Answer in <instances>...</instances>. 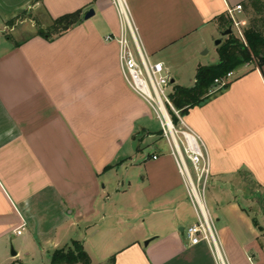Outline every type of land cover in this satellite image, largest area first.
<instances>
[{"label":"crops","instance_id":"0c3cea01","mask_svg":"<svg viewBox=\"0 0 264 264\" xmlns=\"http://www.w3.org/2000/svg\"><path fill=\"white\" fill-rule=\"evenodd\" d=\"M125 1L147 53L173 73V86L190 87L200 66L219 62L197 55L228 28L229 8L241 5L235 16L245 23L253 0ZM42 12L81 17L52 39L3 33ZM122 30L115 0H0V264L24 263L23 240L50 257L72 239L93 264H222L212 244L185 236L198 216L171 150L155 139L143 152L153 111L125 82L118 43L105 40ZM190 62L192 84L183 85ZM233 72L185 119L211 162L208 192L219 208L210 213L224 262L264 264L261 232H245L240 202L264 198V66Z\"/></svg>","mask_w":264,"mask_h":264},{"label":"built area","instance_id":"2783aa9c","mask_svg":"<svg viewBox=\"0 0 264 264\" xmlns=\"http://www.w3.org/2000/svg\"><path fill=\"white\" fill-rule=\"evenodd\" d=\"M123 30L119 35L108 34L106 41H116L119 46V62L121 71L127 85L144 101L148 103L161 124V130L167 137L168 143L177 166L184 178L189 196L196 207L198 220L188 226L184 233L191 244L202 241L209 242L222 264H226L220 252V245L212 217L207 204L206 192L212 178L210 159L206 153L205 143L201 136L193 131L187 124L181 109H178L171 98L173 91V77L162 61L155 60L144 49L134 26L125 0H115ZM242 6L229 8L228 12L233 23V29L244 39L242 22L235 11H241ZM234 72L215 79L219 89L228 85ZM154 159L158 156L154 155ZM194 174H193V172ZM20 234L21 230H17Z\"/></svg>","mask_w":264,"mask_h":264},{"label":"rangeland","instance_id":"374dc122","mask_svg":"<svg viewBox=\"0 0 264 264\" xmlns=\"http://www.w3.org/2000/svg\"><path fill=\"white\" fill-rule=\"evenodd\" d=\"M243 16L246 19V22L242 23V30L244 31L243 32L244 39L240 37V35L237 33L235 29H233L232 20L230 21L229 26H228V27H231L233 30L231 34H233L234 37L237 38L238 40L243 41L246 45H247V40H246L245 34L247 30L259 31L264 37V1L263 0H253L252 2H250V4L248 5V8L244 11ZM53 25H54L53 19L50 18L46 13L42 12V14H35V15L34 14L31 15L27 13V14L22 15L19 18H16L11 24H9V26L5 27V29L3 30V33L11 37H18L21 40V39L26 38L27 36H29L30 34L34 32L36 33L40 29H43L45 31L51 30V27ZM228 36L229 35L222 36V34L217 35V37H215L213 41H210V44L207 47H204L203 52H206V51L207 52L203 55H197V56L201 57V59L208 61L209 64L218 62L219 59L218 58L213 59V57H217L216 55L218 54V48L226 41ZM220 38H222V42L219 45H217L216 41L219 40ZM180 60H182L183 62H186L187 59H180ZM250 63L258 64L257 59L255 57L253 61H251ZM190 65H191V62L188 64H185L181 68L182 72L184 73L183 74L184 77L182 79L183 80L182 82H184L182 83L183 85L192 84L193 77H192ZM176 82L181 83L178 80ZM153 114H154V119H153L152 125H153V130H154V136L152 138L147 137V135L143 137L142 148L144 149L146 148L145 150L143 149L144 153H148L154 150V146L151 144V141L155 139L158 140V145L160 146L161 151L170 149L168 139L163 134V131L161 130V124L159 120L157 119L154 112ZM150 145L151 147H149ZM252 188H253L252 190L255 189V187H252ZM208 191H209V188L207 189V192H206V204H207V207L209 208V211L212 212L214 216H216L215 212L219 208V205L217 204L216 199L213 197V194L211 193V191L210 192ZM261 195L258 194L253 199V201L252 200L244 201L243 199H241L240 202H241V205L243 207H246L247 209V212L244 213V219H243L244 223L242 225L245 232L250 236V239H257L258 235H260V232H261V235L259 238V244L262 250V256H263L262 259L264 263V198ZM255 221L257 222V224H255ZM64 229L65 228L61 229V232H64ZM27 235L28 234L26 232L23 238L25 239ZM73 240H78V239H72L69 242L68 246L72 244ZM15 244H16L15 242L13 244L12 243L10 244V251L12 250V248L16 250ZM22 244L25 248V251L27 252V254L24 256L25 259H24L23 264H50V257L48 255V252L37 251L33 248L31 244L27 243V241H24V240ZM96 253L99 254L98 252ZM15 258L17 259V257ZM95 258H101V257H95ZM15 264H21V263L15 262ZM78 264H81V263H78ZM102 264H111V259H108L107 261L102 262Z\"/></svg>","mask_w":264,"mask_h":264},{"label":"trees","instance_id":"16d2710c","mask_svg":"<svg viewBox=\"0 0 264 264\" xmlns=\"http://www.w3.org/2000/svg\"><path fill=\"white\" fill-rule=\"evenodd\" d=\"M80 17L79 12L62 15L53 19L54 25L51 30L40 29L37 34L52 39L74 26L79 22ZM245 37L247 45L235 38L233 34H230L218 48L219 62L213 65L200 66L193 86H173L171 98L174 105L181 109L182 114L187 115L191 108L207 102L216 90L228 86L213 91L216 87L215 79L224 77L243 64L253 61L254 57L257 59L258 66H264L263 35L259 31L247 30ZM255 224H257L256 221ZM78 263L93 264L90 255L80 240H73L71 245L55 249L50 255V264Z\"/></svg>","mask_w":264,"mask_h":264},{"label":"water","instance_id":"95a60500","mask_svg":"<svg viewBox=\"0 0 264 264\" xmlns=\"http://www.w3.org/2000/svg\"><path fill=\"white\" fill-rule=\"evenodd\" d=\"M94 14H95V10L93 8H90L87 11H85V13L83 15V19L84 20H87V19L91 18ZM232 32H233L232 28L231 27H228L226 30L222 31L221 34H222V36H225V35H230ZM221 42H222V38H220L219 40H217L216 41V44L219 45ZM172 82H174V79L172 80ZM148 242L149 241H146L145 244H147ZM11 254L13 256L17 255V251L12 248Z\"/></svg>","mask_w":264,"mask_h":264}]
</instances>
